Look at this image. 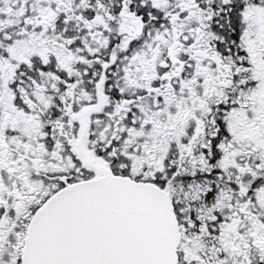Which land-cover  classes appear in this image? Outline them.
Here are the masks:
<instances>
[{"label":"snow or ice","instance_id":"snow-or-ice-1","mask_svg":"<svg viewBox=\"0 0 264 264\" xmlns=\"http://www.w3.org/2000/svg\"><path fill=\"white\" fill-rule=\"evenodd\" d=\"M0 264H264V0H0Z\"/></svg>","mask_w":264,"mask_h":264}]
</instances>
